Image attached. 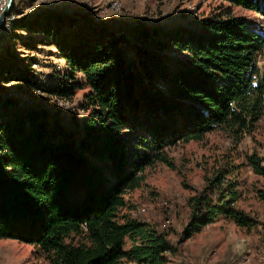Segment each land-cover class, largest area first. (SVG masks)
<instances>
[{
	"label": "trees",
	"instance_id": "1",
	"mask_svg": "<svg viewBox=\"0 0 264 264\" xmlns=\"http://www.w3.org/2000/svg\"><path fill=\"white\" fill-rule=\"evenodd\" d=\"M222 1L227 5L191 28L133 26L130 35L144 43L130 45L133 57L125 34L112 26L62 33L61 13L16 20L13 2L0 43L11 30L42 34L39 41L54 45L70 80L40 86L36 61L20 69L1 47L0 83L20 81L62 99L87 91L75 129L40 106L0 96V239L32 245L42 264L167 262L176 246L147 222L121 214L126 194L140 187L147 167L171 165L168 148L218 128L240 137L264 115V30L232 13L235 6L264 18V0ZM246 164L264 179L257 154ZM235 168L218 166L189 198L180 242L220 215L240 227L255 225L235 206L241 195Z\"/></svg>",
	"mask_w": 264,
	"mask_h": 264
},
{
	"label": "rangeland",
	"instance_id": "2",
	"mask_svg": "<svg viewBox=\"0 0 264 264\" xmlns=\"http://www.w3.org/2000/svg\"><path fill=\"white\" fill-rule=\"evenodd\" d=\"M5 1L0 0V13ZM14 1L16 12L12 17L16 20L40 11L61 13L63 21L58 29L62 33L69 29L86 31V27L92 25L112 26L128 39L129 45L124 47L129 50L127 56L130 57L134 56L131 44L144 45L130 35L133 26L191 28L195 20L227 5L222 0ZM232 13L244 17L253 28L264 30V18L257 13L235 6ZM9 33L8 38L1 40L0 48L9 52V57L20 69L36 61L32 68L38 85L49 87L56 84L55 78L60 82L70 80L65 62L54 45L39 41L44 38L42 34L26 29ZM86 91L83 88L72 97L62 99L20 81L0 83V96L6 93L28 105L40 106L66 129L79 127L84 113L78 105ZM252 153L264 163V115L253 131L240 137L218 128L206 133L201 140L180 142L167 149L171 165L157 162L144 170L140 187L126 194L128 205L121 214L147 222L167 234L176 251L166 254L165 264H264V179L255 175L246 164V156ZM225 163L236 167L233 176L239 181L241 195L235 206L250 214L256 220L255 225L247 229L220 215L200 232L180 242L179 233L189 216V198L202 189L206 177ZM0 264H42V259L37 257L30 244L0 239ZM123 264L136 263L125 261Z\"/></svg>",
	"mask_w": 264,
	"mask_h": 264
},
{
	"label": "water",
	"instance_id": "3",
	"mask_svg": "<svg viewBox=\"0 0 264 264\" xmlns=\"http://www.w3.org/2000/svg\"><path fill=\"white\" fill-rule=\"evenodd\" d=\"M14 0H6L4 9L0 13V34L2 31L3 24L5 23L6 17L13 5Z\"/></svg>",
	"mask_w": 264,
	"mask_h": 264
},
{
	"label": "bare ground",
	"instance_id": "4",
	"mask_svg": "<svg viewBox=\"0 0 264 264\" xmlns=\"http://www.w3.org/2000/svg\"><path fill=\"white\" fill-rule=\"evenodd\" d=\"M5 4H6V1H5ZM5 7V6H4ZM4 9V8H3Z\"/></svg>",
	"mask_w": 264,
	"mask_h": 264
}]
</instances>
